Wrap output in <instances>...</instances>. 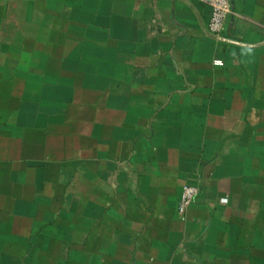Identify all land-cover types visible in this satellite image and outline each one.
Wrapping results in <instances>:
<instances>
[{"label":"crops","instance_id":"1","mask_svg":"<svg viewBox=\"0 0 264 264\" xmlns=\"http://www.w3.org/2000/svg\"><path fill=\"white\" fill-rule=\"evenodd\" d=\"M230 5L0 0V264H264V0Z\"/></svg>","mask_w":264,"mask_h":264},{"label":"built area","instance_id":"2","mask_svg":"<svg viewBox=\"0 0 264 264\" xmlns=\"http://www.w3.org/2000/svg\"><path fill=\"white\" fill-rule=\"evenodd\" d=\"M205 2L211 7V14L207 26L208 32L216 38H224L223 32L231 8L230 0H205ZM215 63L222 64L219 60H216ZM198 193L199 190L197 187L188 184L183 185L178 204V213L182 219H184L186 208L194 202Z\"/></svg>","mask_w":264,"mask_h":264},{"label":"rangeland","instance_id":"3","mask_svg":"<svg viewBox=\"0 0 264 264\" xmlns=\"http://www.w3.org/2000/svg\"><path fill=\"white\" fill-rule=\"evenodd\" d=\"M63 240V247H67L65 250H67L66 252L64 251L62 253V263L61 264H69L70 263V258H69V252H68V247H69V236H68V232L66 237L62 238ZM52 263V262H51Z\"/></svg>","mask_w":264,"mask_h":264}]
</instances>
